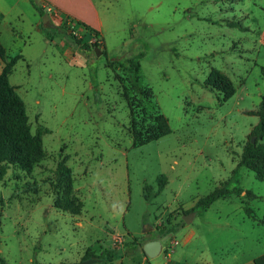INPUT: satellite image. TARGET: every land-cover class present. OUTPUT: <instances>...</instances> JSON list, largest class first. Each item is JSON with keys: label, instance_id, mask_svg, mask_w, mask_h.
<instances>
[{"label": "rangeland", "instance_id": "374dc122", "mask_svg": "<svg viewBox=\"0 0 264 264\" xmlns=\"http://www.w3.org/2000/svg\"><path fill=\"white\" fill-rule=\"evenodd\" d=\"M19 13L28 35L6 42L9 55H22L9 82L45 158L31 172L10 166L0 179V258L76 264L117 247L134 264L144 253L124 254V243L155 237L164 239L152 263L163 264L165 252L213 264L264 252V181L246 167L233 173L264 98V0H113L105 46L75 23L48 40L44 30L64 19L52 9L45 23L31 3L18 2L9 15ZM72 39L100 43V54L83 53ZM125 59L139 71L116 63ZM213 69L235 87L226 100L206 84ZM59 161L82 202L78 215L54 205ZM219 186L242 191L204 210L198 201Z\"/></svg>", "mask_w": 264, "mask_h": 264}, {"label": "trees", "instance_id": "16d2710c", "mask_svg": "<svg viewBox=\"0 0 264 264\" xmlns=\"http://www.w3.org/2000/svg\"><path fill=\"white\" fill-rule=\"evenodd\" d=\"M30 3L39 11L40 15L50 11L43 6L40 0H29ZM69 23H75L76 25H82L86 29L89 27L80 22L75 21L70 16H65L62 22V26H54V30H44L45 36L48 40L53 39V36L60 28L66 27ZM72 41L78 46L80 51L89 54L94 52L96 46H100V43H95L90 46L88 44H82L80 40L72 39ZM22 58L21 54L14 56H8L5 48L0 42V59L3 62V66L0 70V179L4 177L7 169L10 166H18L21 169L31 172L32 169L45 158V152L42 146L41 133L32 134L28 123V117L26 114L25 104L22 98L17 94L15 88L9 82V75L12 71L14 64ZM117 64L124 67L131 73L139 71L140 64L135 59H125L123 61L117 60ZM206 84L213 90L223 93V99L231 97L235 92V87L232 81L223 74L220 70L213 69L207 77ZM257 115L259 116L258 124L253 129L251 136L254 135L256 139L264 137V98L260 102V110ZM156 122L160 133L168 131V124L166 118L162 114H158ZM159 133V134H160ZM240 167H246L252 170L255 177L258 180L264 181V143L263 142H251L249 139L243 146L241 156L238 160L236 168L233 173L238 171ZM55 198L53 200L55 207L64 212H68L72 215H78L82 209V202L73 193L71 186V171L65 165L64 161H59L56 168V177L53 182ZM162 190V187L159 191ZM231 191H235L240 194L242 189L240 187H234L232 189L228 186H219L211 194L200 199V204L205 210L216 199L229 194ZM247 195L256 197L255 194L246 191ZM148 197V196H147ZM244 203V201H243ZM246 212L251 214V210L246 207ZM259 221L264 225V215ZM172 228H168L162 233V236L168 235L172 232ZM153 239V238H152ZM142 240L135 238L132 242H125L123 245L124 254L134 255L140 248ZM121 251L117 247L104 248L99 254L89 253L85 259L93 257L98 262H111L120 257ZM254 264H264V254L254 258ZM1 264H9L4 259L0 258ZM187 264V263H178Z\"/></svg>", "mask_w": 264, "mask_h": 264}, {"label": "crops", "instance_id": "0c3cea01", "mask_svg": "<svg viewBox=\"0 0 264 264\" xmlns=\"http://www.w3.org/2000/svg\"><path fill=\"white\" fill-rule=\"evenodd\" d=\"M24 1L30 3L29 0H0V42L5 48L6 54L9 55L6 50V42L12 41L14 38L24 37L23 42H25V37L28 35L27 32L20 26L19 17H22V14L19 13L16 16H10L9 12L13 8V6L17 5L18 2ZM42 1L43 6L47 9L50 8L54 10L56 14H58V19L63 18L65 16H70L75 21H80L86 24L89 29H85V31L94 32L97 34L98 38L102 39L103 45L105 46L104 35L102 33V28L105 25L106 21L110 19V10L111 3L113 0H40ZM10 2L11 5H8ZM49 18L51 15L48 14ZM41 21L35 25H40ZM85 28L84 26L80 25ZM54 27V26H53ZM29 33V32H28ZM260 41L264 44V34L262 33ZM3 66V62L0 59V70ZM193 233L188 235L186 241H189ZM152 238L145 239L144 242L151 240ZM157 239V237L153 238ZM173 244H177V241H173ZM162 251V245H161ZM160 251V252H161ZM143 252V251H142ZM144 253V252H143ZM264 252L253 255L247 261L240 262L238 264H254V258L263 255ZM164 262L163 264H178V263H187V264H213L209 257H204L202 255H198L195 258L188 260L182 259V257H173L172 254L165 252L164 253ZM157 256V255H156ZM155 257V256H154ZM93 258V257H92ZM153 257H148L145 253L141 260L136 261L134 264H161L159 262L152 263L149 259ZM117 263L115 264H128L124 256L118 257ZM98 262V261H97Z\"/></svg>", "mask_w": 264, "mask_h": 264}, {"label": "water", "instance_id": "95a60500", "mask_svg": "<svg viewBox=\"0 0 264 264\" xmlns=\"http://www.w3.org/2000/svg\"><path fill=\"white\" fill-rule=\"evenodd\" d=\"M48 19H49L48 14L47 13L43 14L42 22L45 23ZM95 52L97 55L100 54V51L97 48H95ZM251 142L252 143L254 142V137L251 138ZM163 239L164 238H162V239H151V240L144 242L142 245L143 252L148 257H154V256L158 255L161 251V241ZM95 262H97V259L90 257V258L82 260L81 262L76 263V264H91V263H95Z\"/></svg>", "mask_w": 264, "mask_h": 264}, {"label": "built area", "instance_id": "2783aa9c", "mask_svg": "<svg viewBox=\"0 0 264 264\" xmlns=\"http://www.w3.org/2000/svg\"><path fill=\"white\" fill-rule=\"evenodd\" d=\"M48 10H49V11H51V9H50V8H48Z\"/></svg>", "mask_w": 264, "mask_h": 264}]
</instances>
